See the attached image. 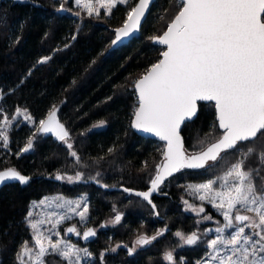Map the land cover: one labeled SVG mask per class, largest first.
<instances>
[{"label":"trees","instance_id":"16d2710c","mask_svg":"<svg viewBox=\"0 0 264 264\" xmlns=\"http://www.w3.org/2000/svg\"><path fill=\"white\" fill-rule=\"evenodd\" d=\"M136 1L117 4L110 15L101 8L99 16H89L75 0H0V120L20 108L26 109L33 121L16 122L8 146H0V171L12 168L31 177L24 184L11 181L0 186V264H21L17 253L25 241L30 244L33 239L27 221L31 202L54 193L89 195L87 228H93L96 236L84 240L87 228L79 236H67L88 246L96 264H172L164 258L169 251L175 264H203L211 251L207 242L217 235L215 229L222 226L223 216L190 195L188 182L221 176L249 147L255 148V154L250 155L246 167L257 169L264 177V164L257 159L264 141L261 137L240 142L211 167L186 169L170 177L161 186V194L153 196L159 215L139 196L88 182L94 177L109 186L147 189L163 157L164 142L141 136L131 127L138 107L134 85L161 58L165 48L150 37L166 30L179 5L175 0H156L141 35L112 49L115 28L126 20ZM61 3L66 10H58ZM46 56L51 57L48 62L37 63ZM53 106L57 119L70 133L73 148L67 149L51 133H38L33 148L21 152L36 130L34 121L46 119ZM100 121H105L102 127H93ZM182 132L189 150L219 137L222 130L214 103L199 102L198 116L186 122ZM109 148L114 151L109 153ZM70 151L77 153L79 162ZM59 173L65 179L57 180ZM77 173L82 179L67 180ZM261 177H256L258 187H264ZM189 200L205 211L187 210L185 202ZM116 214L121 215V221L108 225ZM205 215L212 219L203 220ZM177 231L185 235L197 232L201 239L194 245H182L175 236ZM140 236L156 239L134 248L133 242ZM46 261L66 264L51 254Z\"/></svg>","mask_w":264,"mask_h":264},{"label":"snow or ice","instance_id":"6c2138e0","mask_svg":"<svg viewBox=\"0 0 264 264\" xmlns=\"http://www.w3.org/2000/svg\"><path fill=\"white\" fill-rule=\"evenodd\" d=\"M152 2L138 0L136 6L127 12L123 26L115 29L112 44L115 45L139 29ZM175 2L179 5V11L168 23L167 30L160 36L150 37L165 45L167 50L162 53V59L153 63L134 85L138 93V107L134 110L131 127L152 133L166 142L163 160L155 166L148 191L135 193L150 204L152 193L158 191L160 185L174 173L182 169L211 167L213 165L209 162H218L222 159V153L237 148L239 142L264 137V0ZM125 3L127 0H95V3L93 0H75V4L86 10L89 16H99L101 8L110 15L117 4ZM58 10H66L64 3L60 4ZM50 59L48 56L42 57L37 63L44 64ZM202 101L214 102L219 128L223 133L199 152L188 154L184 149L180 129L182 124L196 115L197 104ZM56 113L53 106L46 119L39 121L21 152L33 148V140L38 133H51L67 149L73 148L70 133L59 122ZM19 116L24 121H32L26 109L17 108L12 119ZM104 124L105 121H100L93 127H102ZM11 125L12 120L5 116L0 124V140L4 147L9 142L7 129ZM113 151V148L108 149L109 153ZM69 154L79 162L80 158L75 151ZM252 154H255V148L249 147L222 176L188 186L194 193L200 194L201 201H208L223 216L222 226L215 229L217 235L207 242L211 251L203 264H264V187H258L256 183V177H261L260 172L246 167V161ZM257 159L264 164V141ZM66 178L69 181L80 180L82 174ZM29 179L12 168L0 171V184L8 180L24 184ZM56 179L65 177L57 174ZM217 182L220 184L219 189L214 187ZM53 202L57 208L66 211L50 212L44 220H28L34 233V246L29 247L28 242H24L21 251L17 253L21 264H45V257L50 254L60 257L66 264H81V251L85 256L92 255L87 249L81 250L62 239H52L53 234L60 235L54 230L73 215L79 216L81 222L86 221L89 211L87 204L81 210L79 200L69 201L57 197ZM152 207L155 208V205ZM188 207L197 213L205 211L203 206ZM28 215L31 217L32 213ZM202 219L211 220L212 217L205 215ZM120 221L121 215L116 214L112 223ZM45 223L51 224V227L41 230L40 225ZM226 230L231 231L225 234ZM66 231L77 236L81 234L75 226ZM161 234L157 233V236ZM95 236L93 228L83 231L84 240ZM175 236L182 245H194L201 239L197 232L185 235L177 231ZM155 239L156 236H140L136 244L146 245ZM164 258L175 264L172 251L166 252Z\"/></svg>","mask_w":264,"mask_h":264},{"label":"rangeland","instance_id":"374dc122","mask_svg":"<svg viewBox=\"0 0 264 264\" xmlns=\"http://www.w3.org/2000/svg\"><path fill=\"white\" fill-rule=\"evenodd\" d=\"M1 97V95H0ZM29 114V113H28ZM16 115V112L12 115V116H8L6 114H4V116L2 117V119L0 120V124L3 123V120H4V117L7 116L10 120H12V125L10 127H8L7 129V134H8V137H9V132H10V129L11 127L16 123L18 122L19 120H24L22 116H19V117H16V119H12L14 116ZM33 122V121H32ZM39 124V122H35L34 121V125L37 127ZM9 143V142H8ZM0 146L4 148V145H3V141L0 140ZM8 146V145H7ZM236 163V162H234ZM234 163H231L230 166ZM229 166V167H230ZM228 167V168H229ZM227 171V169L222 173V175ZM221 175V176H222ZM212 179H216V178H212ZM210 179H207V180H204V181H199V182H188L187 186L189 185H197V184H200V183H204L206 181H208ZM264 180V179H263ZM215 188L219 189L220 188V184L219 182H217L216 185H214ZM189 190V193L190 195L194 196L196 199L198 198L199 199V195L198 193H194L189 187L187 188ZM57 197H61L63 198L64 200H69V201H81V210L84 206V204L86 203L87 206H88V209H89V204H90V201H89V195L87 193H81L77 196H67L65 194H62V193H54V194H49V195H45L43 196L41 199H37V200H33L31 202V205H30V209H29V212L28 214L31 212L32 215L31 217H29V215L27 214V221L29 219H31L32 221H39V220H44L46 215L50 212H64L66 211V209H62V208H57L56 207V204L53 202L56 200ZM45 198H47V200H45ZM41 201H45V203H41ZM207 203H209L208 201H205ZM210 204V203H209ZM188 205H192L193 207H196V208H199L201 205L200 204H197L195 203L193 200H189L187 201V205H186V209L189 210L190 212H194L192 211ZM211 205V204H210ZM211 207L216 211V212H219L216 208H214L212 205ZM90 210V209H89ZM90 211H88V219L84 222H81L80 221V218L79 216H75L73 215L72 218L70 220H66L64 221L62 224H60L54 231H58L60 233L59 236H56V235H52V239L53 241L57 240V239H62L64 240L65 242L67 243H70V244H74L77 246V248L83 250V249H87L88 252H90L92 255L91 256H85L83 251H81L80 255H81V264H96V256L90 251L89 247L88 246H83L81 245V243H78L74 240L73 237H69L67 236V231L66 229L69 228V227H72L75 223L77 225V229L80 230V231H83L85 230L90 222V214H89ZM194 213H197V212H194ZM220 213V212H219ZM114 216H112L109 220H108V225L110 224H113L112 221L114 220ZM29 224V223H28ZM30 226V225H29ZM51 227V224H48V223H45V224H42L40 225V228L41 230H46L48 228ZM31 228V227H30ZM32 230V229H31ZM228 231H231V230H226V234ZM32 234L34 235L33 233V230H32ZM29 247H33L34 246V240L32 239V243L28 244ZM133 247L134 248H138L139 245L136 244V242H133ZM25 259H27V257H25ZM21 263V262H20ZM45 264H48L47 261H46V257H45Z\"/></svg>","mask_w":264,"mask_h":264},{"label":"water","instance_id":"95a60500","mask_svg":"<svg viewBox=\"0 0 264 264\" xmlns=\"http://www.w3.org/2000/svg\"><path fill=\"white\" fill-rule=\"evenodd\" d=\"M155 1H156V0H153V2H152L151 5H150L149 10L146 12L145 16L142 18L139 29H138L134 34L130 35L129 37L123 38L121 41L117 42L115 45H114V44H111V48H112V49H117V48H119V47H121V46H123V45L129 43L132 39L137 38V37H139V36L141 35L142 26H143L144 22L146 21L148 15H149V13H150V10H151V8H152V6H153V4H154ZM137 3H138V0L136 1L134 7L136 6ZM126 19H127V18H126ZM123 23H124V22H123ZM123 23H122L120 26L116 27L115 29H117V28H119V27H122V26H123ZM166 30H167V28H166ZM166 30H165V31H166ZM162 34H163V32H162L161 34H159V35H155V36H160V35H162ZM153 37H154V36H153ZM114 39H115V36H114L113 40H114ZM113 40H112V41H113ZM152 41H153V40H152ZM153 43L156 44V45H158V46L164 47L165 49L163 50V52L167 50V48H166L165 45L159 44V43H157V42H155V41H153ZM163 52H162V53H163ZM160 59H162V54H161V58H160ZM157 62H158V61H157ZM157 62H156V63H157ZM145 73H146V72H145ZM145 73H144V74H145ZM138 79H139V78H138ZM136 93H137V92H136ZM137 97H138V93H137ZM203 102H208V101H203ZM213 103H214V102H213ZM198 113H199V102H198V104H197V113H196V115H195L190 121L194 120V119L198 116ZM216 115H217V114H216ZM133 118H134V117H133ZM217 120H218V119H217ZM188 122H189V121H188ZM184 125H185V124H182V126H181V129H180V135H181V137H182V139H183L184 149H185L186 153H188V154H192V153H194V152H199L203 147L200 148V149H197V150H189V149L186 147V142H185L184 134H183V132H182V129H183V126H184ZM218 125H219V122H218ZM132 128H133V127H132ZM133 129L135 130L136 133H138V134L141 135V136H144V137H147V138L156 139V140H158V141L164 142V143H165V147H166V142H165V141H162L159 137H156L154 134H152V133H147V132H144V131H142V130L135 129V128H133ZM221 130H222V129H221ZM222 133H223V130H222ZM221 135H222V134H221ZM219 137H220V136H219ZM219 137L215 138L214 140L210 141L209 143L215 142V140H217ZM209 143H207V144H209ZM239 143H240V142H239ZM239 143H238V144H239ZM207 144H206L204 147H206ZM237 146H238V145H237ZM164 149H165V148H164ZM231 150H232V149H231ZM228 151H229V150H228ZM223 154H224V153H222L221 156H223ZM162 160H163V157L160 159V161L158 162V164L161 163ZM209 163H210V164H214V163H216V162H209ZM183 170H186V169H182V170H180L179 172H181V171H183ZM191 170H200V169H191ZM4 171H5V170H4ZM179 172L174 173L172 176L176 175V174L179 173ZM22 175H25V176H27V177H29V178L31 179V177H30L29 175H26V174H22ZM59 175H62V173H59ZM153 176H154V175H153ZM172 176H171V177H172ZM169 178H170V177H168V178L165 180V182H167V180H168ZM30 179H29V180H30ZM57 180H58V179H57ZM11 181H16V180H8V181H5L4 183L0 184V186L4 185V184H6V183H9V182H11ZM88 182L96 183L98 186H100V187H102V188H105V189H109V190H123V191H124V189H130L131 191H125V192H126L127 194H133V195H136V194H135L136 192H144V191H148V189H149V187H150V185H149V187H148L147 189H136V188L127 187V186H125V185H120V186H109V185H108V187H104L103 185H107V184H105V183H101V182L97 183V180H96V179L88 180ZM165 182H164V183H165ZM164 183H163V184H164ZM163 184L160 185V188H161V186H162ZM160 188H159L158 191L152 193V195H151V202H152V203H151V204L146 200L151 206H152L153 204L155 205V208H153V209H154L155 214H157V215H159V211H158V208H157V206H156V203H155L154 200H153V196H154V195H160V194H161V192H160ZM136 196H137V195H136ZM139 197H140V196H139ZM141 198H143V197H141ZM143 199H144V198H143ZM144 200H145V199H144Z\"/></svg>","mask_w":264,"mask_h":264},{"label":"flooded vegetation","instance_id":"af4514ba","mask_svg":"<svg viewBox=\"0 0 264 264\" xmlns=\"http://www.w3.org/2000/svg\"><path fill=\"white\" fill-rule=\"evenodd\" d=\"M73 226H75V227L77 228V225L74 224ZM77 230H78V229H77ZM78 231H80V230H78ZM80 233H81V231H80ZM72 234H73V233H72Z\"/></svg>","mask_w":264,"mask_h":264}]
</instances>
